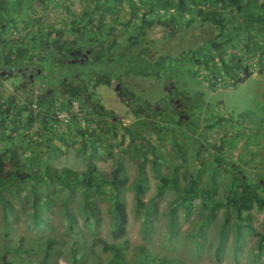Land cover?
Returning a JSON list of instances; mask_svg holds the SVG:
<instances>
[{
	"label": "trees",
	"instance_id": "16d2710c",
	"mask_svg": "<svg viewBox=\"0 0 264 264\" xmlns=\"http://www.w3.org/2000/svg\"><path fill=\"white\" fill-rule=\"evenodd\" d=\"M83 8L80 15L71 13L70 21L63 22V27L45 25L37 14L20 20L0 19V67H3L0 71L7 73H0V264H35L33 258L38 264H59L62 255H66L67 264H185L180 259L158 257L145 246L133 247L134 253H130L132 249L127 237L130 217L124 196L130 189L126 161L136 163L139 170V179L131 188L135 193L137 212L143 219L146 239L154 233L156 214V205L148 206L145 202L146 168L151 163L161 182L159 195L168 191L176 193L173 207L179 205L190 213L194 202L201 198L203 208L208 211L202 224L224 210L216 249L218 260L225 251L227 235L232 228L236 230V255L242 251L243 229L247 227L258 238L257 264H264V231L255 232L247 224L252 211L264 212V179L254 182L235 173L234 167L225 162V137L220 145H210L217 154L208 168L202 155L209 146L192 152L191 140L180 141L177 132L170 131L173 128L169 125L175 120L173 115H165L145 102V107H134L135 115L139 116L137 122L121 125L120 132V126L107 125L106 118L111 112L97 101L96 92L98 85H109L115 77L110 79L109 70L105 73L98 69L102 60L109 64L116 62L114 49L120 50L117 61L125 64L127 54L134 56L137 65L131 72L138 76L160 74L161 65L166 62L175 71L178 63L188 58L187 70L191 74L204 71L208 76L206 81L214 86L215 82L224 80L235 86L242 84L255 71L264 75V0H83ZM66 24L67 27L73 24V28H67ZM158 26L167 31L166 37H174L181 29L192 26H210L216 36L183 51L181 57H168V54L155 61L151 55L155 44L149 41V35ZM67 33H72L71 37L64 39ZM38 53L44 60L49 58L51 65L57 68L47 78L55 91L35 95L27 88L24 102H19L14 94L6 97L2 81L12 75L22 79L18 69L33 66V57ZM79 53H87L88 58L94 55L92 63L97 69L93 74L96 79L93 85H90L92 78L88 83L80 79L92 73L90 68L78 69L86 61L85 64L72 62L81 58ZM131 72L128 69L126 74ZM37 75L36 72L35 77ZM78 78L82 82H77ZM220 79L223 81H218ZM118 94L120 99L128 98L133 104L137 101L128 89L121 88ZM188 101L192 106L190 109L203 106L199 99L189 97ZM74 102H78L83 115L73 114L71 122L65 124L59 114L73 112ZM185 106L189 104L185 103ZM222 121L216 120L214 125ZM35 122L41 123L37 138L30 134ZM94 123L96 126L93 127ZM183 124L177 122V126ZM65 125L74 133L73 144L82 142L88 152L92 143L93 153L99 154L103 149L105 160L117 159L112 169L104 173L91 161H88L87 171L55 167L56 158L66 153L61 152L60 146L71 147ZM100 129L101 137L98 135ZM160 135L172 136V147L177 156L165 157L152 143L151 138ZM108 137H112V143ZM179 160L180 165L177 164ZM166 162L173 168L171 173L164 174L161 166ZM191 162L196 164L195 173L190 171ZM222 167L229 170L227 174L222 173L230 181L220 195L216 171ZM207 169H211L213 177L208 185L201 187V177ZM261 175L264 178V172ZM58 193H63L58 207L64 219L70 230L81 238V242H73L65 251V241L52 231L51 210ZM78 194L84 201L86 220L97 232L102 221L99 202L109 200L113 243L98 235L89 244L81 234L73 209ZM176 228L177 212L173 209L167 236L169 242L173 241ZM200 238L196 240L197 253L202 246Z\"/></svg>",
	"mask_w": 264,
	"mask_h": 264
},
{
	"label": "rangeland",
	"instance_id": "374dc122",
	"mask_svg": "<svg viewBox=\"0 0 264 264\" xmlns=\"http://www.w3.org/2000/svg\"><path fill=\"white\" fill-rule=\"evenodd\" d=\"M83 9V0H45L44 3L41 0H0V19L20 20L23 17L28 18L37 14L38 18L45 25L63 27V22L70 21L69 15L71 13L80 15ZM65 26L67 27V24ZM67 28L72 29L73 24H69ZM71 34L67 33L64 39L71 37ZM166 34L167 31L161 26L150 31L149 41L155 44L154 51L149 47L150 51H153L151 55L155 61L168 54V57H181L183 51L197 47L203 42L214 38L216 31L210 26H192L189 29H181L174 37H166ZM113 51H115L113 53H117V58L114 59L116 62L109 64L105 60V62L102 60L98 69L100 71L105 70V73L109 70L111 72L108 74L110 79L115 77L112 79L111 84H100L96 89L97 101L106 110L111 112V115L106 118L107 125L113 127L116 124L120 126V130L119 128L118 130L121 132V125L130 126L137 122L139 116L135 115L134 107H145L144 103L146 102L158 111H163L165 115H173L176 121L174 120V123L169 125L173 128L170 131L173 132L175 130L179 135L180 141L187 142L191 140L189 147L193 149V151L191 150L192 152H197L202 147L206 149V146H209L207 152H203L202 155V159L206 162L208 168H210L209 163L215 160L217 154L210 145L212 143L220 145L221 140L225 137V149L223 152L225 162L230 163L234 167L235 173H241L254 182L264 179L263 175H261L264 172V75H259L255 71L252 77L242 84L235 86L227 80L223 81L220 79L218 81L223 82H215L216 86H214L212 82L206 81L208 76H206L204 71L200 72L198 70L196 73L191 74L187 70L190 63L188 58L181 60L178 63V69L175 71L171 70L169 62H166L161 65L160 74L138 76L131 72L132 67L137 65L134 61V56L132 57L131 54H127L126 60H124L127 61L125 64L124 62L117 61V59H120V50L114 49ZM38 54L33 57V66L29 65L28 68L35 72L39 69L44 72L40 70V73L34 77V81L23 80L13 75L10 78L4 79L2 85L6 97L14 94L18 97L19 102H24L27 88L31 89L30 92L35 95L55 91L54 86L48 83L47 78L57 68L51 65L49 58L44 60L41 57L42 55ZM100 54L105 55L104 53ZM84 55L87 57V53H84ZM93 59L94 55L93 57L90 55L86 59V64L84 66L79 65L78 68L80 70L91 69V74H85V76L80 78L85 83H88L90 78H92L93 81L90 85H93L96 81L93 74H95L97 67L92 63ZM145 60L148 61L147 58ZM124 66L126 67L123 68ZM128 69L131 72L129 75L126 74ZM5 74L7 75V73ZM82 80L78 78L76 81L82 82ZM23 81H27V83ZM17 87H20V89H17ZM121 88L133 92L137 99L136 103L133 104L128 98L120 99L118 93ZM172 89L174 93L170 96L168 93ZM189 97L193 100L199 99V103L203 106L190 109L189 107L192 106L188 101ZM176 99H179L178 103H181L183 106H185V103L189 104L188 107L185 106V111L191 114L190 119L187 120L186 117L180 119L174 106ZM72 107L73 112L64 111L59 114V119H62L65 124L70 121L73 114L80 117L83 115L78 102H74ZM219 119H223L224 121L218 125H214L216 120ZM179 121L184 123L181 127L177 126V122ZM82 125L85 126L86 122L83 121ZM210 125H212L211 128L208 127ZM40 126V122H35L30 129V134L34 135L35 138H37ZM94 126H96V123L93 124ZM64 130L67 131L71 147L65 149L64 146H60L61 152L66 153L60 154L56 158L54 161L55 167L87 171L88 161H91L104 173L112 169L117 159L114 161L105 160L103 149L99 150V154L93 153L92 143L88 147V152H86L82 142L78 141L76 144H73L74 133L69 130L67 125H65ZM98 135L100 137L103 135L101 129L98 131ZM107 140L110 143L113 141L112 137H108ZM151 141L163 152L162 154L165 157L169 158L170 155H178L177 151L172 147V136H153ZM169 164L166 162L161 166L162 173L167 174L172 172L173 167H170ZM177 164L180 165L181 160ZM125 166L128 177L127 186L130 187L124 196L130 217L127 237L130 241L131 249L136 246H145L158 257L164 256L171 259H180L185 264L258 263L256 249L258 238L249 232L247 227L243 229L242 251L236 255V230L232 228L227 235L225 251L221 259L218 260L216 258V249L220 239L224 210H220V213L210 222L202 224L204 220L203 216L208 211L203 208L201 198H198L194 202L195 206L190 213H186L184 208L179 205L173 207L177 195L174 191H168L163 195H159L158 188L161 186V182L157 173L153 170L151 163L146 168L147 187L145 202L148 206L152 204L156 205V214L153 222L154 233L146 239L143 219L137 212L135 193L131 188L139 179V170L134 162L126 161ZM189 168L191 172L195 173V162H191ZM223 171H225L224 167L216 171L220 195H223L224 187L230 181L228 176L224 175V173H229V170L222 173ZM212 177L211 169H207L201 177L202 183H200V186L208 185ZM63 193L66 194V192ZM63 193H58L54 196L55 204L51 210V221L52 231L66 243L63 245V250L65 251L67 246L73 242H81V238L78 233H73L70 230L62 214L63 212L58 207ZM99 206L102 211V221L97 232L94 225L86 220L87 211L81 195L78 194L75 197L73 209L78 217V228L89 244H92L93 239L98 235L113 243L114 240L110 233L111 206L109 200L100 201ZM173 209L177 212V228L174 232L175 237L173 241L169 242L167 236L170 232ZM250 216L247 223L248 226L255 232H263L264 212L254 210ZM232 223L235 226L236 221L234 217H232ZM203 233L204 237L202 236ZM198 237H201L199 241H202L199 253L195 250ZM33 241L31 242L34 243ZM131 252L134 253V249ZM65 257L66 255H62L59 258V264H67ZM33 260L35 264H38L36 258H33Z\"/></svg>",
	"mask_w": 264,
	"mask_h": 264
},
{
	"label": "flooded vegetation",
	"instance_id": "af4514ba",
	"mask_svg": "<svg viewBox=\"0 0 264 264\" xmlns=\"http://www.w3.org/2000/svg\"><path fill=\"white\" fill-rule=\"evenodd\" d=\"M79 56H81V58L76 59V60H72V62L76 63V62L80 61V63L85 64V61L87 59L86 55H84V53H79ZM0 69L2 70L3 67H0ZM36 72L39 74L40 70H37ZM36 72L34 70H30L28 67L18 69V73L21 74L23 80L28 79L29 81H34V77H35ZM0 73H5V72L0 71ZM10 75H12V74H10ZM23 82L27 83V81H23ZM173 93H174V90L172 89L169 91L168 94L170 96H172ZM177 101H179V99L175 100L174 106H175L176 112L179 114L180 119H182L183 117H186L187 120L190 119L191 114L189 112L186 113V111H185L186 108L183 107V105L181 103H177Z\"/></svg>",
	"mask_w": 264,
	"mask_h": 264
},
{
	"label": "water",
	"instance_id": "95a60500",
	"mask_svg": "<svg viewBox=\"0 0 264 264\" xmlns=\"http://www.w3.org/2000/svg\"><path fill=\"white\" fill-rule=\"evenodd\" d=\"M179 101H177V103H178Z\"/></svg>",
	"mask_w": 264,
	"mask_h": 264
}]
</instances>
